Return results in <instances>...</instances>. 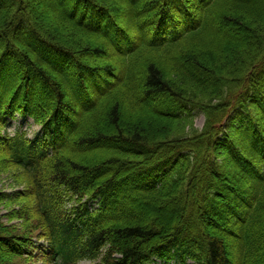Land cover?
I'll return each mask as SVG.
<instances>
[{"label": "trees", "instance_id": "obj_1", "mask_svg": "<svg viewBox=\"0 0 264 264\" xmlns=\"http://www.w3.org/2000/svg\"><path fill=\"white\" fill-rule=\"evenodd\" d=\"M8 97L44 131L0 135L15 213L63 264H264V0H0V126Z\"/></svg>", "mask_w": 264, "mask_h": 264}, {"label": "rangeland", "instance_id": "obj_2", "mask_svg": "<svg viewBox=\"0 0 264 264\" xmlns=\"http://www.w3.org/2000/svg\"><path fill=\"white\" fill-rule=\"evenodd\" d=\"M46 27L51 28L49 24H47ZM51 29L53 30V28ZM22 102L23 100H21L20 103H18V105L20 106ZM11 121L12 123L20 122L21 124H23L20 129L26 130L28 133V136H30L31 138L42 133L41 126L36 124L31 118L24 119L20 117L19 114H16V116L13 117V119L9 120V122ZM24 122H26V124H24ZM194 123L198 129H202L205 124L204 116L200 115L199 117H197ZM16 126L18 125L14 124L13 129ZM11 171H12L11 166H9V164L6 163V160L4 158L0 157V217L4 223H6L8 226H11L12 231L18 233L17 238L19 239L28 234L30 227L35 228V225H37V222L34 221L35 216L30 213H28L29 218L25 220L18 218V215L15 213V209L22 210V206L24 208L26 207L25 205L26 203L22 199H20L17 202H10V200H5L3 197H1L3 192L8 191V190H14L13 188H19L15 185L14 178L13 176H11ZM21 224L23 225L21 226ZM27 237L28 236H26L25 238ZM13 259H18V261L23 260L20 256L13 258ZM1 262L2 261H0V263ZM81 264H92V262L84 261Z\"/></svg>", "mask_w": 264, "mask_h": 264}, {"label": "bare ground", "instance_id": "obj_3", "mask_svg": "<svg viewBox=\"0 0 264 264\" xmlns=\"http://www.w3.org/2000/svg\"><path fill=\"white\" fill-rule=\"evenodd\" d=\"M7 259H10L9 261L12 262V264H20V261L18 259L10 258L11 256H5ZM12 259V260H11Z\"/></svg>", "mask_w": 264, "mask_h": 264}]
</instances>
